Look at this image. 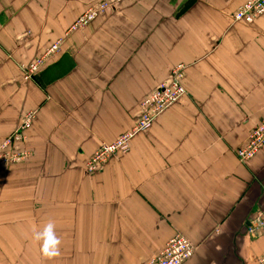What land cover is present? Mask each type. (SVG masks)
<instances>
[{"label": "crops", "instance_id": "0c3cea01", "mask_svg": "<svg viewBox=\"0 0 264 264\" xmlns=\"http://www.w3.org/2000/svg\"><path fill=\"white\" fill-rule=\"evenodd\" d=\"M99 1L0 0V139L36 113L30 157L0 166V264H143L176 233L198 246L186 264H256L264 149L247 163L235 151L264 116V15L236 22L249 0H122L73 32ZM59 40L25 79L20 67ZM178 64L186 95L87 175ZM48 220L62 240L53 260L32 239Z\"/></svg>", "mask_w": 264, "mask_h": 264}, {"label": "rangeland", "instance_id": "374dc122", "mask_svg": "<svg viewBox=\"0 0 264 264\" xmlns=\"http://www.w3.org/2000/svg\"><path fill=\"white\" fill-rule=\"evenodd\" d=\"M109 1L110 0H101L99 2H96L95 4H92L91 6H88L85 9V11H83V13L71 25V27H73L75 25L77 26L79 24L78 23V20L79 19H82L81 22H80L81 23V28H79V29L76 28V29H74L73 32H76V31H78V30H80L82 28L87 27L91 22H93L94 20H96L100 16L106 14L112 8L111 6L110 7H109V5L108 6H104V9H102L101 11H98L97 6L98 5H104L107 2H109ZM113 1H114V6H115L118 3H120L122 0L121 1L120 0H113ZM247 3H248V1L245 4H247ZM110 5H113V3L110 4ZM92 11H94L96 13L95 18L92 21L91 20H88V19L81 18L84 14H86V12H89V13H87V15L88 14H93ZM239 11H240V9L237 10L236 13L239 14ZM70 28L68 29V32H69ZM61 43H62V41H60V40L59 41H56L51 46H49L47 49H45V51L40 55V57L38 59H36L34 62L30 63L27 66L22 65L20 68L22 69V71H23V73L25 75L24 78L26 79V78L32 77V76H33L32 78H35L36 75H37V73L40 72L42 70V68H44V66H46V64L49 61L53 60L54 58H56L60 54V52H61V46H62ZM43 57H45V59H44L43 62L38 61V60L42 59ZM37 61L40 64L37 66L38 69H36V72L33 74V72L30 71L29 69L32 68V66L34 64H36ZM180 66H182V69L180 71V75H179V73L176 74V76L179 75V77L177 78L175 76L177 79H176V83H174L173 88H172V89H174V92L176 93V95L175 94H171V92L160 91V89L163 88V87H159V86H158L159 88L157 87L155 90H153L148 95V96H151L152 95L153 97H157V96H160L161 97L163 93L169 94V97L167 98L169 104H166L165 106L164 105L161 106L158 103H155L154 105H151L150 107L153 106L154 109L153 110H150V113L152 114V117L150 119L151 120V123L149 124L150 126L149 125H145V124H141L144 121V118H143L144 112L147 113V107H144L142 105V102L148 96L145 97L140 102V113H139V117L137 118L136 123L134 124V126L131 129L122 132L112 142L102 143L101 145H99L95 149L94 153L92 154V156L89 158V160L87 161V163L85 165V172H86L87 175L92 176V175L100 172L104 168V166H106L107 164H109L113 159L118 158V156H122V155H125L126 153H128V151L132 147L133 140L135 138H137V136H139V135H141V134L149 131L154 126V124L158 120L159 116H161L163 113H165L169 108L173 107L174 105H177L180 102V100L186 95L187 92H186V89L184 88V85H183V80L185 78V72H186L187 67H188L186 64H178V65L174 66L171 69V72H170L171 73L170 74V80H168L167 82L162 83V84L163 85H166L167 87H169V85L172 84L174 71H176ZM182 88H183L184 92L182 91ZM263 118H264V116L261 118V120L258 122V124L256 126H258L261 123V121L263 120ZM35 119H36V113L35 112H32V111H28V112H26L23 115V119L21 121V124H23L24 126L29 125V127L30 126L32 127L33 124H34V122H35ZM28 122H29V124H28ZM256 126L251 130L250 134L253 132V130L256 128ZM250 134H249V137L246 140V142L242 146H240L238 149H236V151H235L238 160L240 162H242V163H247V162H249V161H251L253 159L252 158L251 160L247 161V160L243 159L244 156H246V155L245 154H242L241 155L243 157L242 158L240 156V153H239L241 150L246 149L249 146V144H251ZM261 136L264 137V129L262 130V135ZM6 137H4V138H6ZM26 137H27V134H26ZM4 138H2V139H4ZM2 139H0V141H2ZM104 148H106L107 151L109 149L111 150L112 155L110 156V158L101 157V156H104L106 154V153L103 152V149ZM262 149H264V148H262ZM1 151L2 150H0V152ZM260 152H258L256 155H258ZM30 154H31V152L29 153L28 158L30 157ZM255 156H254V158H255ZM97 158H99V159L97 160ZM21 162H23V161H21ZM15 164H18V163H14L13 165H15ZM0 166H2L1 163H0ZM254 225H255V227H257L258 225H260L261 228L264 227L263 226V222L261 220H257L256 221V224L254 222ZM176 235L184 236L189 241V243L192 245V247H193V253L190 256V258L188 260H186L185 262L181 263V264H186L188 261H190L194 257V255H195V253H196V251L198 249V246L191 239L187 238L185 235H182L180 233H176L173 236H176ZM252 237L256 238L257 237V234H252ZM168 242H169V240H167L166 243L161 247V249L158 251V254H160V252H162L165 249L166 244ZM158 254H156V255H158ZM156 255H154V257ZM154 257L153 256L150 257L143 264H146V263L149 264L154 259ZM263 261H264V253L259 256V258L257 259L256 264H262Z\"/></svg>", "mask_w": 264, "mask_h": 264}, {"label": "built area", "instance_id": "2783aa9c", "mask_svg": "<svg viewBox=\"0 0 264 264\" xmlns=\"http://www.w3.org/2000/svg\"><path fill=\"white\" fill-rule=\"evenodd\" d=\"M112 3L113 5H110ZM108 5L109 7L110 6L113 7L114 1L110 0L104 5H98L97 6L98 11H101L102 9H104V6H108ZM89 12H86V14H84L85 16L83 15L81 18L92 21L95 18L96 13L92 11L93 14L87 15V13ZM263 15H264V0H249L247 4H244L240 8L239 14L238 13L234 14V19L237 21L250 23L257 17ZM81 20L82 19L78 20L79 24L77 26L75 25L71 28L73 30L76 28L78 29L81 28V23H80ZM44 59L45 57H43L38 61L43 62ZM38 61L36 62V64L32 66V68L29 69L30 71L33 72V74L36 72V69H38L37 66L40 64ZM181 69L182 66H180L176 71H174L172 84L169 85V87L163 84L159 85V87H163L160 89V91L171 92V94L176 95L174 89L172 88L174 83H176V79L180 75ZM177 73H179L178 76H176ZM32 77H28L27 79H32ZM182 91L184 92L183 88ZM168 97L169 94L166 93H163L161 97L160 96L153 97L152 95L148 96L142 102V105L144 107H147V113L144 112V116H143L144 121L141 124L149 125L151 123L150 119L152 117L150 110L154 109L153 106L152 107L150 106L154 105L155 103H158L161 106L162 105L165 106L166 104H169L167 99ZM30 128L31 126L29 127V125L24 126L23 124H20L9 136H7L6 138L2 139V141H0V150H2L0 152V163L2 164V166H9V165H13L14 163H20L21 161H24L28 158L30 151L27 148H25V142L27 139L26 133ZM263 129H264V118L261 121V123L258 126H256V128L250 134L251 144H249V146L246 149L241 150L239 152L240 156L242 154L246 155L244 156V158L241 156L243 159L247 161L251 160L258 152L262 150V148H264V137L261 136ZM103 152L106 154L101 157L110 158V156L112 155L110 149L107 151L106 148H104ZM98 159L99 158H97V160ZM192 253H193V247L189 243V241L184 236L176 235L169 239V242L166 244L165 249L162 252H160V254L156 255L149 264H181L186 260H188L192 255ZM262 264H264V261L262 262Z\"/></svg>", "mask_w": 264, "mask_h": 264}, {"label": "clouds", "instance_id": "9594fccd", "mask_svg": "<svg viewBox=\"0 0 264 264\" xmlns=\"http://www.w3.org/2000/svg\"><path fill=\"white\" fill-rule=\"evenodd\" d=\"M32 239L38 244L44 260H53L61 255V237L56 232V224L48 220L41 230L33 233Z\"/></svg>", "mask_w": 264, "mask_h": 264}, {"label": "bare ground", "instance_id": "6f19581e", "mask_svg": "<svg viewBox=\"0 0 264 264\" xmlns=\"http://www.w3.org/2000/svg\"><path fill=\"white\" fill-rule=\"evenodd\" d=\"M235 20V19H234ZM236 22H243V21H237V20H235ZM73 30V29H72Z\"/></svg>", "mask_w": 264, "mask_h": 264}]
</instances>
